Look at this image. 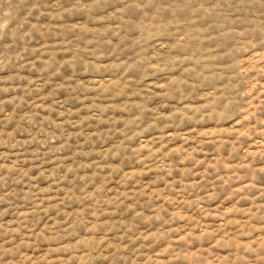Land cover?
Instances as JSON below:
<instances>
[{"label": "rangeland", "instance_id": "obj_1", "mask_svg": "<svg viewBox=\"0 0 264 264\" xmlns=\"http://www.w3.org/2000/svg\"><path fill=\"white\" fill-rule=\"evenodd\" d=\"M0 264H264V0H0Z\"/></svg>", "mask_w": 264, "mask_h": 264}]
</instances>
